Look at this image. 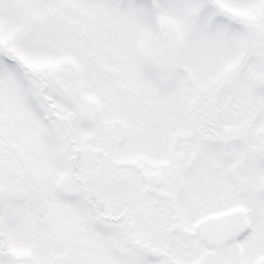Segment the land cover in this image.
<instances>
[{
	"label": "snow or ice",
	"instance_id": "1",
	"mask_svg": "<svg viewBox=\"0 0 264 264\" xmlns=\"http://www.w3.org/2000/svg\"><path fill=\"white\" fill-rule=\"evenodd\" d=\"M0 264H264V0H0Z\"/></svg>",
	"mask_w": 264,
	"mask_h": 264
}]
</instances>
